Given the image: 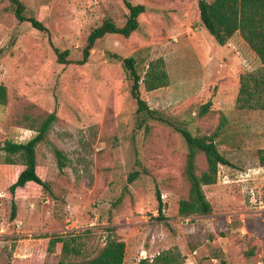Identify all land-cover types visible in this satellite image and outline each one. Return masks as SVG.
<instances>
[{
    "label": "rangeland",
    "instance_id": "1",
    "mask_svg": "<svg viewBox=\"0 0 264 264\" xmlns=\"http://www.w3.org/2000/svg\"><path fill=\"white\" fill-rule=\"evenodd\" d=\"M129 1L146 7L139 29L130 38L98 40L80 65L94 29L108 20L126 24L124 0H21L24 16L41 22L44 32L19 21L11 1L0 0V84L8 93L0 106V264H58L57 249L39 251L46 235L77 237L80 258L95 256L108 227L127 245L124 264L168 250L180 252L182 264H264V109L239 101L241 78L264 79V66L240 33L226 46L216 43L200 20L199 0ZM55 49L68 50L70 63L59 64ZM129 57L141 77L150 62L164 59L170 85L142 93L170 125L148 120L140 126L123 66ZM257 100L258 93L250 105ZM51 113L57 119L37 147L39 173L50 189L31 185L15 201L5 191L2 148L6 141L31 140ZM222 123L216 142L229 164L207 188L213 211L183 219L178 206L189 193V149L178 128L211 136ZM52 146L67 158L63 171ZM196 163L199 173L207 170L203 154ZM133 173L138 177L129 183ZM158 193L166 220L158 219ZM27 215L35 233L18 225Z\"/></svg>",
    "mask_w": 264,
    "mask_h": 264
},
{
    "label": "trees",
    "instance_id": "2",
    "mask_svg": "<svg viewBox=\"0 0 264 264\" xmlns=\"http://www.w3.org/2000/svg\"><path fill=\"white\" fill-rule=\"evenodd\" d=\"M15 7V14L19 21H28L39 31H47L46 27L35 18H26L24 16L25 6L21 0H9ZM129 10V16L123 27H118L113 21L108 20L100 27L94 29L88 36L87 46L83 51V60L78 61L80 65L87 63L91 52L98 40L103 39L109 34L121 35L125 38L136 32L139 27V17L146 12V7L142 4L133 5L129 0H124ZM198 9L200 20L206 30L215 39L220 46H226L230 40L240 33L243 40L259 57L264 66V0H199ZM59 64H69L67 57L69 51H60L55 49ZM123 66L130 73L129 90L133 100L137 105V115L140 120V126H143L148 120H157L170 125L171 121L157 111L151 109L149 103L144 98L142 89L146 92H152L170 85V77L166 71L164 59L153 60L149 63L144 77L138 73L136 68V59L133 57L123 59ZM251 81L253 87H251ZM264 79L250 75L249 78H241V88L239 101L243 102V107L253 109H264ZM258 93L259 100L256 105H250L255 94ZM8 93L7 87L0 84V106L7 105ZM210 103L203 106L200 116L209 112ZM248 105V106H247ZM57 116L51 113L35 129L36 135L26 143H16L6 141L2 151L6 155V194L12 199L18 197L21 190H27L29 185H37L46 190L50 186L40 175L37 163V147L47 142V134L56 121ZM225 123L219 126V130L211 136H194L185 129L178 128L183 135L188 146L187 163L185 168V178L189 184L188 197L179 201L178 212L183 219L192 216L210 215L213 206L209 202L206 191L207 188L217 184L219 167L228 165V160L218 149L216 138L220 135ZM57 165L60 171H63L67 165V158L62 150L52 146ZM203 154L207 163V170L203 173L198 172L197 157ZM21 160L20 163L16 159ZM138 177V173H133L129 177V183H133ZM160 198L158 193V199ZM163 203L159 199L158 219L166 220L162 215ZM17 206L12 203V218H16ZM106 242L97 255L87 258H80L82 251L78 245L73 242L77 237L67 239L65 237L46 235L38 246L41 254L55 253L56 249L61 254L58 264H124L127 252L126 243L118 236L115 227H108ZM37 245V244H36ZM37 249L34 254H37ZM71 256L75 259H72ZM71 258V259H70ZM139 264H182V255L180 252L168 250L160 253L154 259H142Z\"/></svg>",
    "mask_w": 264,
    "mask_h": 264
},
{
    "label": "crops",
    "instance_id": "3",
    "mask_svg": "<svg viewBox=\"0 0 264 264\" xmlns=\"http://www.w3.org/2000/svg\"><path fill=\"white\" fill-rule=\"evenodd\" d=\"M37 163H38V160H37ZM39 166V165H38ZM6 182V172H5V178H4V183ZM29 186H31V185H29ZM28 186V187H29ZM21 191H25V190H21ZM20 191V192H21ZM19 192V193H20ZM19 193H18V197H19ZM18 197L15 199V201L18 199ZM32 220H33V216L31 217V215H27L26 216V219H25V221L23 222V223H21V222H19V224L18 225H24L26 228H27V231L26 232H24V233H26V234H30V233H35L36 231H38L37 230V225H35V223H32ZM35 225V226H34ZM19 228H21V226H19ZM43 254H45V253H43ZM32 255L34 256V252L32 253ZM18 253H16V256H14L15 257V259H17L18 258ZM17 257V258H16ZM23 257H27V258H30L31 257V254H29L28 256H23ZM26 258V259H27Z\"/></svg>",
    "mask_w": 264,
    "mask_h": 264
},
{
    "label": "built area",
    "instance_id": "4",
    "mask_svg": "<svg viewBox=\"0 0 264 264\" xmlns=\"http://www.w3.org/2000/svg\"><path fill=\"white\" fill-rule=\"evenodd\" d=\"M0 197L3 198L4 197V194L3 193H0ZM165 196H163V200H165ZM4 233V228H0V237L3 235Z\"/></svg>",
    "mask_w": 264,
    "mask_h": 264
}]
</instances>
